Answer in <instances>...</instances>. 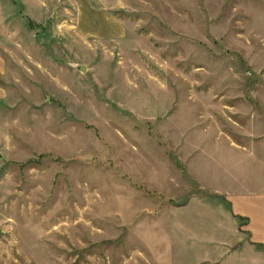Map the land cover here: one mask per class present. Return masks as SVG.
Segmentation results:
<instances>
[{"label": "rangeland", "instance_id": "1", "mask_svg": "<svg viewBox=\"0 0 264 264\" xmlns=\"http://www.w3.org/2000/svg\"><path fill=\"white\" fill-rule=\"evenodd\" d=\"M102 2L123 39L0 0V264L250 263L218 193L264 114V0Z\"/></svg>", "mask_w": 264, "mask_h": 264}, {"label": "crops", "instance_id": "2", "mask_svg": "<svg viewBox=\"0 0 264 264\" xmlns=\"http://www.w3.org/2000/svg\"><path fill=\"white\" fill-rule=\"evenodd\" d=\"M78 9L77 25L84 37L119 41L125 37L126 27L104 7L102 0H72ZM5 64L0 54V74ZM4 90L0 87V98ZM240 137L229 138L232 156L230 187L218 194L228 204L233 222L243 221L240 234L246 236L243 253L246 263L264 264V114L242 117ZM238 138V139H237ZM232 222V223H233Z\"/></svg>", "mask_w": 264, "mask_h": 264}]
</instances>
